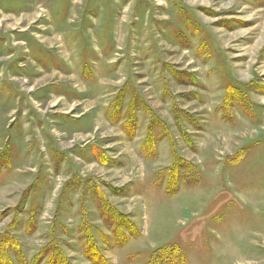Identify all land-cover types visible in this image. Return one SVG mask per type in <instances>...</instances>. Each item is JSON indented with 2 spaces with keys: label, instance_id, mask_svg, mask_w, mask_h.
<instances>
[{
  "label": "rangeland",
  "instance_id": "obj_1",
  "mask_svg": "<svg viewBox=\"0 0 264 264\" xmlns=\"http://www.w3.org/2000/svg\"><path fill=\"white\" fill-rule=\"evenodd\" d=\"M1 263L264 264V0H0Z\"/></svg>",
  "mask_w": 264,
  "mask_h": 264
},
{
  "label": "trees",
  "instance_id": "obj_2",
  "mask_svg": "<svg viewBox=\"0 0 264 264\" xmlns=\"http://www.w3.org/2000/svg\"><path fill=\"white\" fill-rule=\"evenodd\" d=\"M4 262V261H3ZM1 264H4V263H1ZM7 264V263H6ZM176 264V263H175Z\"/></svg>",
  "mask_w": 264,
  "mask_h": 264
}]
</instances>
